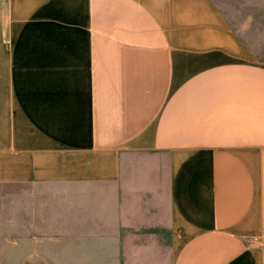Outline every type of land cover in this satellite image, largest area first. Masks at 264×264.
Returning a JSON list of instances; mask_svg holds the SVG:
<instances>
[{
    "label": "crops",
    "instance_id": "1",
    "mask_svg": "<svg viewBox=\"0 0 264 264\" xmlns=\"http://www.w3.org/2000/svg\"><path fill=\"white\" fill-rule=\"evenodd\" d=\"M0 188L4 263L264 264V58L213 0H0Z\"/></svg>",
    "mask_w": 264,
    "mask_h": 264
},
{
    "label": "rangeland",
    "instance_id": "2",
    "mask_svg": "<svg viewBox=\"0 0 264 264\" xmlns=\"http://www.w3.org/2000/svg\"><path fill=\"white\" fill-rule=\"evenodd\" d=\"M227 21L234 28L236 34L250 48L251 52L258 58H264V0H213ZM9 194L16 192L15 188H0V196L6 191ZM5 205L0 201V264L4 263L3 243L9 236L6 233L17 234V207L11 213L5 212ZM7 238V239H6ZM11 240H17V235H11ZM48 264V263H44ZM66 264V263H58Z\"/></svg>",
    "mask_w": 264,
    "mask_h": 264
},
{
    "label": "built area",
    "instance_id": "3",
    "mask_svg": "<svg viewBox=\"0 0 264 264\" xmlns=\"http://www.w3.org/2000/svg\"><path fill=\"white\" fill-rule=\"evenodd\" d=\"M260 237H261V242L264 246V229H262Z\"/></svg>",
    "mask_w": 264,
    "mask_h": 264
}]
</instances>
